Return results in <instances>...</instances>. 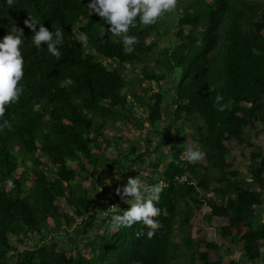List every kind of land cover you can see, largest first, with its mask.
Masks as SVG:
<instances>
[{
    "label": "trees",
    "instance_id": "1",
    "mask_svg": "<svg viewBox=\"0 0 264 264\" xmlns=\"http://www.w3.org/2000/svg\"><path fill=\"white\" fill-rule=\"evenodd\" d=\"M89 2L14 0L9 7L0 0V42L14 25L22 28L25 61L24 91L3 117L12 130L0 131V264H224L210 258L218 246L238 249L249 263L259 260L264 225L252 220L264 191V155L245 131L264 133V0H178L176 11L188 2L192 8L178 15L173 30L168 13L149 26L136 18L128 32L137 40L131 54L121 38L104 34L110 25L91 14ZM29 17L53 33L63 29L59 60L46 44L37 49L32 43L34 33L24 25ZM200 20H207L202 30ZM79 33L87 34V43L76 39ZM170 34L174 42L160 46ZM65 78L74 83L61 88ZM217 94L222 103L231 101L230 110L213 106ZM188 126L193 147L206 153L195 164L180 158L190 144L173 145L171 138L180 139ZM122 128L140 133L125 149ZM231 144L250 149L249 186L229 162ZM102 173L116 176L106 196L97 192L107 187ZM183 174L191 176L189 184L175 182ZM137 176L146 187L167 184L156 204L163 227L151 239L142 223L110 227L111 216L130 207L116 188ZM204 205L205 227L219 245L198 230L192 234ZM213 219L227 223L212 226ZM73 225L80 243L68 247L60 240L64 246L57 248L45 242ZM34 239V246L18 250Z\"/></svg>",
    "mask_w": 264,
    "mask_h": 264
},
{
    "label": "clouds",
    "instance_id": "2",
    "mask_svg": "<svg viewBox=\"0 0 264 264\" xmlns=\"http://www.w3.org/2000/svg\"><path fill=\"white\" fill-rule=\"evenodd\" d=\"M6 3L12 7L14 0H6ZM177 4L178 0H90L87 8L91 14L94 12L106 24L110 25V28H104V34L110 32L112 36L121 38L125 53L131 54L137 40L135 36L128 35V32L130 28L137 26L136 18L139 17V23L143 26L155 25L165 13L174 12ZM24 25L34 33L32 43L37 49H40L42 44H46L47 51L52 56L57 60L61 58L59 47L64 43L63 29L56 28L53 33L32 17L25 19ZM37 29L39 30L37 31ZM76 39L81 43H87L88 36L86 33H79L76 35ZM23 42V29L15 25L11 34L4 36L3 41L0 42V120H3V123H0V131L12 130L10 122L3 119L6 105L18 102L24 91L23 86L20 85V81L24 77L25 63L21 53ZM73 83L71 78H65L61 81L60 87L65 88ZM222 101L223 96L217 94L213 106L221 112L230 110L231 101L227 104ZM182 155L187 160L184 162L195 164L204 160L206 153L192 145H187ZM182 155L180 158L183 157ZM6 184L9 188L15 187L12 179H8ZM165 187L167 184L163 181L146 187L139 176L129 177L126 185L122 188L117 187L115 193L130 207L123 210L122 214H113L110 219V227L113 230H118L121 227L131 228L137 223H142L149 229L147 237L151 239L163 227L161 222L155 218L161 215V209L156 207V204L159 203ZM112 207L114 208L116 205ZM138 235H143V233H138Z\"/></svg>",
    "mask_w": 264,
    "mask_h": 264
},
{
    "label": "rangeland",
    "instance_id": "3",
    "mask_svg": "<svg viewBox=\"0 0 264 264\" xmlns=\"http://www.w3.org/2000/svg\"><path fill=\"white\" fill-rule=\"evenodd\" d=\"M183 1H185V0H183ZM186 1H189L191 3V0H186ZM189 2L187 4V7L185 9H183L182 12L181 11L178 12L175 10L174 12L168 13L167 17H164L166 20V24H168L172 28V30L175 29V24L177 23V17L179 14H181L183 17H186L190 14L192 6L189 4ZM206 24H207V20H206V23L203 22L202 20H200V22L198 24V28L202 30L205 28ZM173 42H174L173 36H171V34H170L166 38H164L163 40L159 41V44H160V46H168V45L172 44ZM134 73H136V70L134 71ZM130 77L133 78V75L130 74ZM173 78H176V76H174ZM143 84L146 85V83H143ZM168 100H169L168 97L165 96L164 101H168ZM157 126H160V124H157ZM184 133H185V135L184 136L181 135L180 139L179 138L176 139L174 136V133H172L171 138L173 139V145L179 146L185 142V144H190L192 146H195V144L192 143L191 139H190V135L192 133L191 127L190 126L185 127ZM245 133L251 137V139H252L251 142H252L253 146L255 148L259 149L262 152L261 154L264 155V133L256 134L255 132H253V130L251 128H247ZM108 134L110 136L113 135V133L111 131H109ZM139 134H140L139 132L132 131L129 128H126V129L122 128V133H121L122 142H123L122 147L125 149L127 146H129L130 142L128 140L136 138L137 136H139ZM141 134H143L142 136H144L145 132L143 131V132H141ZM229 147H230L229 162H231L232 166L240 173V177L245 182L244 184L246 186H249V183H248L249 177H248L247 169H246V166H247L246 158L248 157L250 149L246 148V147L237 146L234 144L229 145ZM165 154H167V149H163V152L161 153L162 157H164ZM165 162L166 161H164V163ZM163 168H164V166L161 167V170H163ZM119 174H120V172L117 171V175H119ZM142 176L145 177L146 173L143 172ZM101 177L106 181L107 187L105 189H98L97 192L100 194H105V196H106L107 194H109V192H111L110 187L112 184H114V180L116 179V176L113 174L108 175V174L102 173ZM143 184L146 186L145 183H143ZM86 185H87V182L85 183V186ZM250 187L252 188V186H250ZM206 194L208 197H211V194H209V193H206ZM62 205L63 204H61V206ZM207 210H209V209L206 207V205H204L202 207L201 212L195 213L194 218L191 222L192 226L194 227L192 234H194L195 231L198 230L200 236H202L206 241H208V242L213 241L217 245H219L221 242L219 240V236L215 233V231L212 228L205 227L206 223L204 222L203 216L205 215ZM104 211H105L104 214L107 215L108 214V213H106L107 209H104ZM49 223L51 224V221H49ZM216 224L218 225L219 222L212 221V226H214ZM79 231H80V229L78 228V226L73 225L68 230V234H66L64 236L60 235V237H58L55 241H50L49 238H46L45 242L48 241L47 243H48V245H50V247H57V248L64 246L63 243L66 242V245L69 247L70 243H68V242H72L74 240V241H77V243H80L82 241L83 237H82V235L79 234ZM199 234L193 235V238L195 240H197L198 238H200ZM35 240L36 239H34V241ZM60 240L63 243L59 242ZM34 241L31 242L29 240H26L25 244L18 246V250H20V251L23 250L26 247V245L28 247L34 246L35 243H37L36 241L35 242ZM197 249L199 250L200 248H197ZM201 249H203V247H201ZM225 249L229 251L228 248L223 249L222 246H218L217 250L210 252V258L212 260L218 259V258H221L224 260V259H226L225 255H231L234 252V251H232V252L226 253V252H224ZM68 253H70V251Z\"/></svg>",
    "mask_w": 264,
    "mask_h": 264
},
{
    "label": "crops",
    "instance_id": "4",
    "mask_svg": "<svg viewBox=\"0 0 264 264\" xmlns=\"http://www.w3.org/2000/svg\"><path fill=\"white\" fill-rule=\"evenodd\" d=\"M249 177V176H248ZM248 183H250V177L248 178ZM252 189L255 191H258V188L255 186H252ZM209 212V210H207V212L205 213V215H207V213ZM216 222H219V224L221 225H226L227 221L223 220V219H213ZM252 224L253 226H257V225H264V191L261 192V205L258 206H254V215H253V220H252ZM242 232H247V227H242ZM260 245V253H261V258L259 260H256L255 262H247L246 259L245 261L242 259L241 257V252L238 249H233V250H224V252L229 253L234 251L231 255H225L226 259H220L224 264H227L230 261H234V262H239L240 264H264V240L260 241L259 243ZM224 249V247H223ZM215 260V259H214Z\"/></svg>",
    "mask_w": 264,
    "mask_h": 264
},
{
    "label": "built area",
    "instance_id": "5",
    "mask_svg": "<svg viewBox=\"0 0 264 264\" xmlns=\"http://www.w3.org/2000/svg\"><path fill=\"white\" fill-rule=\"evenodd\" d=\"M143 87H145V85H143ZM183 161H187L185 158H184V156L181 158ZM190 176L189 175H187V174H184V175H181V176H176L175 177V182H177V183H179V184H186V183H190L189 181H190ZM161 182V181H160ZM159 182V183H160Z\"/></svg>",
    "mask_w": 264,
    "mask_h": 264
}]
</instances>
